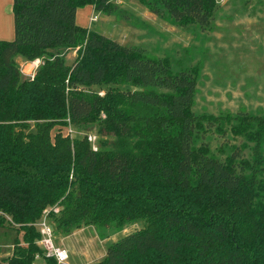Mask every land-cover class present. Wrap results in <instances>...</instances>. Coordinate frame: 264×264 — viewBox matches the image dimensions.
<instances>
[{
  "label": "trees",
  "instance_id": "trees-1",
  "mask_svg": "<svg viewBox=\"0 0 264 264\" xmlns=\"http://www.w3.org/2000/svg\"><path fill=\"white\" fill-rule=\"evenodd\" d=\"M136 1L195 34L210 30L218 11L215 0ZM86 4L117 10L112 0H12L13 37L0 41V227L15 235L0 264H32L35 256L56 264L43 256L34 226L53 205V235L93 226L106 237L143 221L92 264H264L260 152L251 162L236 149L212 154L199 139L213 124L190 111L198 67L191 57H150L76 25ZM16 57L40 59L32 78L20 74ZM97 86L108 88L98 95L90 90ZM62 127L84 133L63 135ZM257 133L249 138L258 149Z\"/></svg>",
  "mask_w": 264,
  "mask_h": 264
},
{
  "label": "rangeland",
  "instance_id": "rangeland-1",
  "mask_svg": "<svg viewBox=\"0 0 264 264\" xmlns=\"http://www.w3.org/2000/svg\"><path fill=\"white\" fill-rule=\"evenodd\" d=\"M215 2L218 6L221 0ZM112 3L116 5V11L108 15L95 11L91 23L80 12L90 5L77 8L75 24L88 26L91 31L126 47L141 48L150 57L167 55L174 62L179 63L180 60L185 64L182 57H191L188 65L198 67L190 111L203 117L202 120L210 119L209 123L213 124L201 129L199 140L219 158L236 149L238 157L249 162L256 155L255 151L260 152L264 160V125L258 126L252 120L253 117L264 118V0H247L246 3L244 0H224V8H220L215 25L206 32L197 31L196 34L191 29L183 32L169 21L155 18L136 0H112ZM141 12L148 13L156 20H142ZM219 15L224 16L220 18ZM76 57L75 50L67 53L66 65ZM14 61L19 70L21 62H17V59ZM178 66L173 64L172 71H177ZM111 87L116 89L115 86ZM117 87L125 89L120 85ZM107 88L97 86L90 90L102 95ZM243 116L251 120L240 127ZM54 131L52 129L50 134ZM253 131L258 132V138L261 137L258 149L254 147L255 141L249 138V133ZM61 132L78 138L84 133L72 127H62ZM142 226L143 221L138 220L106 237L99 236L95 227L87 226L64 239L54 235L53 243L66 249L67 264H92L103 257L111 242ZM14 235L12 228L0 227V262H3L1 257L11 254ZM59 238L61 244L57 240Z\"/></svg>",
  "mask_w": 264,
  "mask_h": 264
},
{
  "label": "crops",
  "instance_id": "crops-1",
  "mask_svg": "<svg viewBox=\"0 0 264 264\" xmlns=\"http://www.w3.org/2000/svg\"><path fill=\"white\" fill-rule=\"evenodd\" d=\"M113 1H116V2H120V0H113ZM221 2H223L222 3V6H220V3ZM221 2L220 3H218V11H217V13H216V15H215V18H214V20L212 21V25H211V27L212 26H214L215 25V20L217 19L216 17H217V14L219 13V11H220V8H224L223 6H224V0H221ZM118 4V3H117ZM90 7V8H89ZM89 7H85V8H83L82 10H80V12H81V14H84V15H86V17H88V23L90 22L91 23V20L93 19V18H95V16H93L92 15V13L93 12H95V10H94V8H93V6L92 5H90ZM240 7H241V5H240ZM146 10V9H145ZM140 11V10H139ZM147 11V10H146ZM148 12V11H147ZM75 13H76V11H75ZM149 14H151L150 12H148ZM148 13H143V12H141V18H142V20H145V21H147V20H149V21H151V20H156L155 18V16L154 15H152V16H154L155 18H152L151 17V15H148ZM223 16L224 15H219V17L221 18H223ZM264 16V15H263ZM231 17V16H230ZM227 20H231L232 18H226ZM94 20V19H93ZM92 20V21H93ZM231 23H233V22H231ZM231 23H228V24H231ZM77 25V24H76ZM125 25V24H124ZM79 26V25H78ZM80 27H83V26H80ZM88 26H86V27H84V28H86L87 30H89V31H91V29L90 28H87ZM94 32V31H93ZM183 32H185V31H183ZM96 33V32H95ZM97 34H99V33H97ZM101 35V34H100ZM12 37H13V32H12V0H0V41H10V40H12ZM195 37H197V36H195ZM107 38V37H106ZM118 43V42H117ZM119 44H122V43H119ZM123 45V44H122ZM71 52H73V51H71ZM71 52H69V53H71ZM15 59H17V62H21V65H19V72H20V74L23 76V77H26V78H29V75L31 74V73H35V70L37 69H35L34 71H31V69L29 68V63L31 62V61H33V60H30V61H23L22 59H20L19 57H16ZM37 59H39V58H37ZM40 60V59H39ZM85 227H87V226H85ZM85 227H81V228H79V229H76V230H74L73 232H71L70 234H68V235H65V236H61V235H59L60 236V238H62V239H64V238H66V237H68V236H70V235H73V234H75V233H78V232H80L83 228H85ZM53 238H55V236L53 235ZM57 239L58 240V242H59V244H61V239ZM11 249H12V243H11ZM10 255V254H9ZM9 255H6L5 257H1V258H6L7 256H9ZM38 259H41L42 261H40L39 260V262L37 261ZM32 264H45V262H44V260L40 257V256H35V258H34V260L32 261Z\"/></svg>",
  "mask_w": 264,
  "mask_h": 264
},
{
  "label": "built area",
  "instance_id": "built-area-1",
  "mask_svg": "<svg viewBox=\"0 0 264 264\" xmlns=\"http://www.w3.org/2000/svg\"><path fill=\"white\" fill-rule=\"evenodd\" d=\"M40 65L39 59H34L29 63V68L34 71ZM34 74L31 73L29 78ZM86 140L90 143L91 149L95 150V135L93 133H86ZM57 206L53 205L42 210L40 217L34 223L39 237L36 240L37 245L42 250L44 257L53 258L56 264H67L68 254L65 248L55 245L53 243V232L50 224L47 221V214L49 211L56 212Z\"/></svg>",
  "mask_w": 264,
  "mask_h": 264
}]
</instances>
